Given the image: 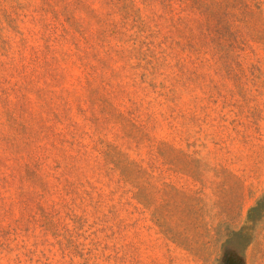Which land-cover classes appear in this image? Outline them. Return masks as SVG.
I'll use <instances>...</instances> for the list:
<instances>
[{"label":"rangeland","instance_id":"obj_1","mask_svg":"<svg viewBox=\"0 0 264 264\" xmlns=\"http://www.w3.org/2000/svg\"><path fill=\"white\" fill-rule=\"evenodd\" d=\"M0 264H264V0H0Z\"/></svg>","mask_w":264,"mask_h":264}]
</instances>
